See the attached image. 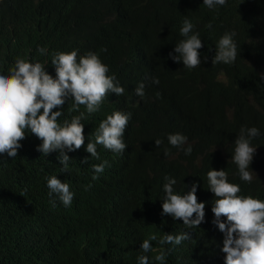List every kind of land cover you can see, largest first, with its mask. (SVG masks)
<instances>
[{"label":"trees","instance_id":"1","mask_svg":"<svg viewBox=\"0 0 264 264\" xmlns=\"http://www.w3.org/2000/svg\"><path fill=\"white\" fill-rule=\"evenodd\" d=\"M185 18L203 45L201 65L193 69L169 58L184 39ZM225 33H235L237 58L213 65ZM73 50L78 59L97 54L125 89L121 96L109 93L96 117L113 109L130 113L123 135L127 148L117 154L97 145L108 154L99 151L94 164H107L93 180L91 158L82 164V153L66 152L65 170L56 153L36 151L31 139L37 146L42 141L26 131L17 157L0 155V264H138L143 240L184 232L189 239L172 248L163 264H224L207 172L224 169L228 182L239 185L237 195L264 201V0H226L212 9L203 0H0V74L9 75L24 59L46 65L55 78L53 56ZM141 83L144 97L134 94ZM72 105L69 99L58 123L81 113L82 123L90 121L85 106L72 111ZM252 127L260 133L250 141L256 148L250 170L256 175L245 182L231 156L240 129ZM89 132L84 128V145L95 140ZM175 133L187 137L183 148L168 143ZM52 176L70 185V206L49 195ZM165 177L176 180L180 195L199 185L196 196L205 203V217L198 227L161 215ZM146 255L150 264H161L156 254Z\"/></svg>","mask_w":264,"mask_h":264},{"label":"clouds","instance_id":"2","mask_svg":"<svg viewBox=\"0 0 264 264\" xmlns=\"http://www.w3.org/2000/svg\"><path fill=\"white\" fill-rule=\"evenodd\" d=\"M225 3L226 0H203V5L209 9L223 6ZM207 27L210 28L211 24ZM193 29V24L185 18L180 29V35L184 39L175 44L173 52L169 53V58L174 63L182 64L188 69L201 65V54L198 50L203 45L199 33H194ZM234 36L235 33H225L220 37L211 61L213 65L234 63L237 58ZM38 51L43 55L47 50L40 48ZM204 59L207 60L206 57ZM51 64L55 69V78L45 71L46 65L39 62L33 64L24 59L15 62L14 67L9 70V75L0 74V155L6 154L11 159L17 157L18 149L22 147L20 141L26 138L27 131L42 141L37 146L31 139L34 149L45 156L56 153L58 163L65 170L70 161L66 152H72V155L82 153V164L91 158L92 169L96 174L92 178L95 180L103 173L107 164L106 161L94 164L93 161L99 159V151L107 153L104 149H97V145H102L113 153L122 154L127 148L123 135L131 114L122 113L121 110L107 112L106 119L100 123L101 119L97 118L96 124L99 126L95 131L89 132L94 135L95 140L84 145V113L74 116L70 122L60 124L58 120L62 115L61 110L71 99V110L78 111L79 106L83 105L92 120L109 93L121 96L125 89L119 86L114 75H108L109 68L95 53L89 52L79 59L75 50L70 53H56ZM261 78L264 79V75H261ZM152 83L159 84V80L153 78ZM134 94L144 97L143 83L136 87ZM54 109L60 110L53 111ZM259 134L255 127L241 128L240 134L233 142L231 160L238 168L240 179L245 182H251L256 175L250 170L256 152L250 141ZM167 139L171 146L178 149L183 148L187 142V137L180 133L170 134ZM154 143L159 147L162 141L157 139ZM183 150L185 155L192 151L190 146ZM164 154H168L167 149ZM165 180L167 182L163 185L161 215L182 221L188 228L198 227L205 217V203H198L196 196L199 185L193 183L187 192L180 195L174 190L176 180L169 177H165ZM207 182L209 191L214 194L211 202L214 217L212 223L223 235L220 251L224 254V264H264V201L237 195L241 189L239 185L228 182L224 169L210 168L207 172ZM47 187L50 196L55 194L65 207L71 205L74 193L70 191L68 183L52 176L47 180ZM185 188L188 186L185 185ZM222 217L225 218L223 221ZM189 236L188 232L150 236L140 244L138 264H150L147 253L156 254L155 261L163 264L172 248L189 239ZM150 241H159L160 245H169V248H155Z\"/></svg>","mask_w":264,"mask_h":264},{"label":"rangeland","instance_id":"3","mask_svg":"<svg viewBox=\"0 0 264 264\" xmlns=\"http://www.w3.org/2000/svg\"><path fill=\"white\" fill-rule=\"evenodd\" d=\"M104 102H105V100L103 101V103H104ZM103 103H102V104H103ZM108 103H109V102H108ZM109 105H111V104L109 103ZM98 111L100 112V107H99V109L94 113V116L92 117V120H90L89 122H85V123H83L84 126H85L87 129L95 131V129L99 126V124H96V122H97V118H100V119H101V120L99 121V123H100L101 121H103L104 119H106L105 115H106L107 113L104 114V115H102V116H98V117H96ZM118 111H120V110H118ZM108 112L113 113V112H115V110H114V109H113V110H109ZM262 169H263V170H262V173L264 174V167H263Z\"/></svg>","mask_w":264,"mask_h":264}]
</instances>
